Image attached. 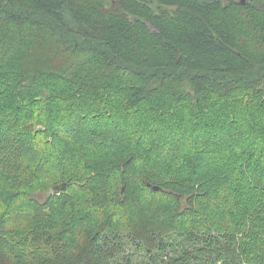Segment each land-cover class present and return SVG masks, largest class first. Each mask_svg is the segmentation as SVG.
I'll use <instances>...</instances> for the list:
<instances>
[{
    "label": "trees",
    "instance_id": "trees-1",
    "mask_svg": "<svg viewBox=\"0 0 264 264\" xmlns=\"http://www.w3.org/2000/svg\"><path fill=\"white\" fill-rule=\"evenodd\" d=\"M0 264H264V0H0Z\"/></svg>",
    "mask_w": 264,
    "mask_h": 264
},
{
    "label": "water",
    "instance_id": "water-1",
    "mask_svg": "<svg viewBox=\"0 0 264 264\" xmlns=\"http://www.w3.org/2000/svg\"><path fill=\"white\" fill-rule=\"evenodd\" d=\"M155 189H159V187L158 186H155Z\"/></svg>",
    "mask_w": 264,
    "mask_h": 264
}]
</instances>
